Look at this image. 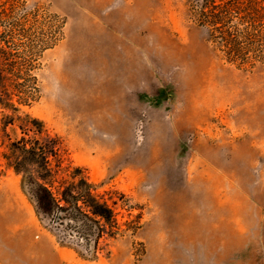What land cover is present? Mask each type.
Here are the masks:
<instances>
[{"label":"rangeland","instance_id":"rangeland-1","mask_svg":"<svg viewBox=\"0 0 264 264\" xmlns=\"http://www.w3.org/2000/svg\"><path fill=\"white\" fill-rule=\"evenodd\" d=\"M1 3L65 26L38 101L0 106V264H264L263 66L221 60L187 0ZM26 115L57 141L55 196L85 179L115 210L96 249L42 218L11 165L24 135L3 117Z\"/></svg>","mask_w":264,"mask_h":264},{"label":"trees","instance_id":"trees-1","mask_svg":"<svg viewBox=\"0 0 264 264\" xmlns=\"http://www.w3.org/2000/svg\"><path fill=\"white\" fill-rule=\"evenodd\" d=\"M190 18L207 34V41L221 60L238 69L264 67V0H187ZM17 6L0 5V106L18 112L13 103L30 106L40 94L36 72L43 54L63 40L65 22L54 14L40 16V10L17 13ZM18 14V15H17ZM6 127L18 122L23 137L10 144L11 165L27 178L40 216L50 220L66 235L81 239L96 249L103 224L116 227L115 210L93 194L85 179L65 187L58 199L52 191L57 171L52 159L58 157L57 141H41L43 124L29 115L3 117ZM9 140V136H6ZM62 216L55 225L58 213ZM103 222V224H102Z\"/></svg>","mask_w":264,"mask_h":264},{"label":"water","instance_id":"water-1","mask_svg":"<svg viewBox=\"0 0 264 264\" xmlns=\"http://www.w3.org/2000/svg\"><path fill=\"white\" fill-rule=\"evenodd\" d=\"M62 216V213L61 212H59L58 213V216H57V219H56V222H55V225H57L58 224V222H59V219H60V217Z\"/></svg>","mask_w":264,"mask_h":264}]
</instances>
